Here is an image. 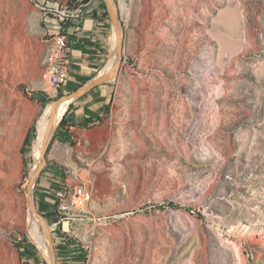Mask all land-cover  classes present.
<instances>
[{"label":"rangeland","instance_id":"rangeland-1","mask_svg":"<svg viewBox=\"0 0 264 264\" xmlns=\"http://www.w3.org/2000/svg\"><path fill=\"white\" fill-rule=\"evenodd\" d=\"M123 1L105 127L29 200L38 123L70 98L42 80L47 47L75 7L0 0V264H50L48 234L53 264H264V0ZM82 185L89 205L58 214Z\"/></svg>","mask_w":264,"mask_h":264},{"label":"crops","instance_id":"crops-1","mask_svg":"<svg viewBox=\"0 0 264 264\" xmlns=\"http://www.w3.org/2000/svg\"><path fill=\"white\" fill-rule=\"evenodd\" d=\"M86 4L80 17L72 18L61 28L69 42L67 90L70 98L65 99L61 119L64 117L55 130L48 155L51 170L43 172L39 177L42 199L50 187L56 188L66 176V171L56 167L78 164L84 158L88 146L98 140L97 136L105 127L115 92L112 79L84 92L104 72L112 70L109 67L111 63L108 67L107 63L113 49L111 35L115 32L107 0H90ZM56 204L57 201L54 208ZM44 254L50 261L45 251Z\"/></svg>","mask_w":264,"mask_h":264},{"label":"built area","instance_id":"built-area-1","mask_svg":"<svg viewBox=\"0 0 264 264\" xmlns=\"http://www.w3.org/2000/svg\"><path fill=\"white\" fill-rule=\"evenodd\" d=\"M87 4L79 5L73 12L61 13L62 20L80 17ZM69 42L61 29L57 31L50 41L45 58V68L42 80L52 89L64 86L69 79ZM92 192L85 185L73 187L59 194V201L55 211L60 215L69 217L72 213L83 211L91 202Z\"/></svg>","mask_w":264,"mask_h":264},{"label":"bare ground","instance_id":"bare-ground-1","mask_svg":"<svg viewBox=\"0 0 264 264\" xmlns=\"http://www.w3.org/2000/svg\"><path fill=\"white\" fill-rule=\"evenodd\" d=\"M121 10H122V13H127V11H128L127 4L123 0L121 2ZM113 37L115 39V36H113ZM115 45H116V43H115ZM110 68L114 69L115 68V64L113 63L110 66ZM65 102H66L65 99L64 100H61L59 102L58 108L56 109L57 112L55 111L53 113V111L55 109H51V111L46 114L45 118H43V120L38 123L37 137H36V140H35V142L33 144V150H32L33 157H34V159L36 161V169H37V172L43 166V163L44 162L42 161V157L44 156V153H45V151H46V149H47V147H48V145H49V143L51 141L52 133L58 128V125L60 124L61 115H62V108H63ZM1 154L2 153L0 151V156H1ZM2 157H3V155H2ZM9 157L7 156V158H9ZM12 157L13 156H11V158ZM2 175L0 174V176H2ZM34 175H32V176H34ZM38 219L36 218L35 223L32 226V234H33V236L35 238H37L38 236H40V233H41L40 232V229L37 231V226L39 225V222H38L39 220ZM67 225L68 224H66V228L68 229V226ZM46 228H47V226H46ZM46 233L48 234L47 229H46ZM38 246H39L41 252H43V256H45L44 251L42 249V245L40 243H38ZM52 260H53V256H52V258L49 261L50 264H53L52 263Z\"/></svg>","mask_w":264,"mask_h":264},{"label":"water","instance_id":"water-1","mask_svg":"<svg viewBox=\"0 0 264 264\" xmlns=\"http://www.w3.org/2000/svg\"><path fill=\"white\" fill-rule=\"evenodd\" d=\"M109 11H110V16H111V19H112V22H113V25H114V29H115V33H116V40H117V46H118V56H117V63H116V66H115V69L110 72H107V73H103L102 76L97 79L96 81H94L84 92H87V91H90L92 88L108 81V80H111L113 77L117 76L118 75V72H119V69H120V65H121V61H122V57H123V47H124V44H123V41L122 39L120 38V34H119V13H118V10H117V5H116V2L115 0H110L109 1ZM75 96H79V95H75ZM60 101H57L54 103V108L56 109L58 104H59ZM43 166L39 169V171L34 175L32 176L31 178V182H30V185H29V191H28V195H29V200L32 196V191L34 189V186H35V183L38 179V177L40 176L44 166L47 165L46 161H45V158L43 156ZM31 211L32 213L37 216L42 222L45 223V218L42 214H40L36 209H33L31 208ZM47 229V228H46ZM48 237V241L50 243V247H51V251H52V255H53V259H54V263H55V253H54V248H53V242H52V238L51 236L48 234L47 235Z\"/></svg>","mask_w":264,"mask_h":264},{"label":"trees","instance_id":"trees-1","mask_svg":"<svg viewBox=\"0 0 264 264\" xmlns=\"http://www.w3.org/2000/svg\"><path fill=\"white\" fill-rule=\"evenodd\" d=\"M90 0H71V3L74 5L75 9L82 4L88 3Z\"/></svg>","mask_w":264,"mask_h":264}]
</instances>
